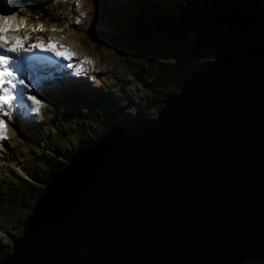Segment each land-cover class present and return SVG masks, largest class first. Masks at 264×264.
<instances>
[{
  "label": "water",
  "instance_id": "obj_1",
  "mask_svg": "<svg viewBox=\"0 0 264 264\" xmlns=\"http://www.w3.org/2000/svg\"><path fill=\"white\" fill-rule=\"evenodd\" d=\"M263 258L264 26H255L212 44L156 114L107 124L71 149L0 264Z\"/></svg>",
  "mask_w": 264,
  "mask_h": 264
},
{
  "label": "trees",
  "instance_id": "obj_2",
  "mask_svg": "<svg viewBox=\"0 0 264 264\" xmlns=\"http://www.w3.org/2000/svg\"><path fill=\"white\" fill-rule=\"evenodd\" d=\"M21 11L27 15H40L42 21L61 25L71 16L70 8L56 0H19ZM135 14H130L127 26H116V35L111 37L123 52L133 53L141 62L148 79L143 85L146 92L143 111L133 117L120 118L117 107L103 105L105 97L111 99L113 92L102 96L80 97L71 103L61 100L64 108L78 115L80 135L69 151L85 144L100 134L110 123L134 126L135 122L147 120V112L156 114L163 102L171 95L179 80L203 66L210 57L211 46L227 34H239L255 26H264V0H138L134 3ZM66 93V92H64ZM62 93V95L64 94ZM71 99V97H70ZM70 107V108H69ZM63 111V108L59 109ZM92 124L98 131H89ZM43 133L48 132V128ZM79 142L77 143V141ZM59 140L50 135L40 143L42 150L35 158L37 167L22 170L26 178L13 173L16 185L5 190L9 202L30 204L37 194L45 175L65 160L66 154L59 152ZM1 200V196H0ZM24 217L19 221L20 226ZM18 226L10 233H3L4 242L0 255L8 249L11 239L18 236ZM243 264H264L250 261Z\"/></svg>",
  "mask_w": 264,
  "mask_h": 264
},
{
  "label": "rangeland",
  "instance_id": "obj_3",
  "mask_svg": "<svg viewBox=\"0 0 264 264\" xmlns=\"http://www.w3.org/2000/svg\"><path fill=\"white\" fill-rule=\"evenodd\" d=\"M65 6L72 8L71 17L61 25L44 23L41 22L42 16L31 15L27 20L31 27L13 35H28L30 36L28 43H31L33 41L31 38L36 32L32 31V28L44 25L45 30L38 33L45 39L51 37V40L63 44V47L70 49L76 56L86 55L95 63L84 64L86 70L83 68L81 71L82 75L87 74L84 80L78 81L62 74L59 77L60 82L51 80L42 92L41 88L35 92L46 107L39 113H27L17 123L7 125V138L0 140V248L4 242L2 234L10 233L20 226L19 221L24 217L27 205L31 204L19 205L16 202H9L4 191L16 185L12 174L23 176L20 174L21 169L37 167L35 158L41 151L40 143L48 136L55 135L59 140L60 148L57 153L59 156L61 152L67 154L80 135L81 114L77 115L66 108L59 111L57 104H53L49 99L55 102V99L60 98V94L66 92L61 99L70 104L72 96H75L73 101L76 102L80 97L89 99L96 97L95 92L99 96L113 92L111 99L105 97L103 105L116 106L120 118L133 117L138 111L145 109L143 99H146V92L143 85L148 79L145 77L144 67L137 56L123 52L111 40V37L116 35V26L128 25L129 15L133 14L132 3L121 4L113 1L112 5L108 6L101 0H68ZM0 14L16 15L18 20L24 18V14H19L14 9L9 11L2 8ZM78 43L82 46H78ZM153 115V112L148 111L147 119ZM88 127L90 132L98 133L92 124ZM46 128L48 132L43 133L42 130L45 131ZM24 178L31 182L29 177Z\"/></svg>",
  "mask_w": 264,
  "mask_h": 264
},
{
  "label": "snow or ice",
  "instance_id": "obj_4",
  "mask_svg": "<svg viewBox=\"0 0 264 264\" xmlns=\"http://www.w3.org/2000/svg\"><path fill=\"white\" fill-rule=\"evenodd\" d=\"M4 2L5 0H0V3ZM29 18L25 15L18 20L16 15L0 14V140L7 138V123L16 118L14 113L25 109L26 106L31 107V111L35 113L46 107L37 95L32 93L29 83L33 80L34 73L38 71L35 65L41 62V58L27 55L28 53H33L34 50L51 53L54 58L67 61L66 67L75 68L77 72L83 71L84 64L95 63L91 58H85L74 65L71 61L75 54L68 48L58 47L51 39L47 43L43 39L37 43H28L30 36L13 35L31 27L27 24ZM79 22L78 20L77 23ZM44 30V25L32 28V31ZM4 117L8 118L7 122Z\"/></svg>",
  "mask_w": 264,
  "mask_h": 264
},
{
  "label": "bare ground",
  "instance_id": "obj_5",
  "mask_svg": "<svg viewBox=\"0 0 264 264\" xmlns=\"http://www.w3.org/2000/svg\"><path fill=\"white\" fill-rule=\"evenodd\" d=\"M50 38H51V37H48V39H45L40 33H38V31H36V32L34 33L33 38H31V39H33L34 43H37L40 39H43V40L47 43V41H48ZM33 41H32V43H33ZM52 41H54V42L56 43V45H58V44H60L61 46L63 45V44H61V43H57L56 40H52ZM80 61H83V60H80ZM83 68H84V67H83ZM80 72H81V71H80ZM37 78H38V77H37ZM19 172H20V171H19ZM20 174L23 175L24 177H26V174L22 173V171H21Z\"/></svg>",
  "mask_w": 264,
  "mask_h": 264
}]
</instances>
